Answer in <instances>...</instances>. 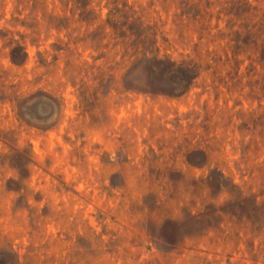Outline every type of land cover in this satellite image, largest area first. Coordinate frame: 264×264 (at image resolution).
Returning a JSON list of instances; mask_svg holds the SVG:
<instances>
[{"label":"rangeland","instance_id":"1","mask_svg":"<svg viewBox=\"0 0 264 264\" xmlns=\"http://www.w3.org/2000/svg\"><path fill=\"white\" fill-rule=\"evenodd\" d=\"M0 264H264V0H0Z\"/></svg>","mask_w":264,"mask_h":264},{"label":"trees","instance_id":"2","mask_svg":"<svg viewBox=\"0 0 264 264\" xmlns=\"http://www.w3.org/2000/svg\"><path fill=\"white\" fill-rule=\"evenodd\" d=\"M108 22L113 28L114 33L119 32V36L126 38L123 30L125 23H119L115 18V13L109 17ZM130 45L135 44L132 41ZM25 55L24 52L20 54L16 48L11 50V59L13 62L22 61ZM139 67H142L145 76L137 84H134V79L130 80L132 83L130 84V88L151 93L183 94L189 89L198 74L195 64L191 61L176 63L166 58H160L157 55L148 56L147 50L146 55L139 58L129 68L127 72L128 78H131Z\"/></svg>","mask_w":264,"mask_h":264}]
</instances>
